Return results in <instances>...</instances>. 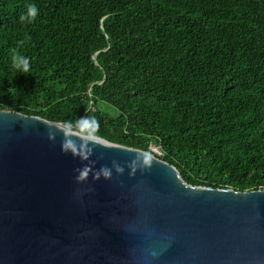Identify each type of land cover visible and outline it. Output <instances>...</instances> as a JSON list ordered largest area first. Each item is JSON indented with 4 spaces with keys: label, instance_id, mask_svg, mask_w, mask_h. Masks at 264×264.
I'll use <instances>...</instances> for the list:
<instances>
[{
    "label": "trees",
    "instance_id": "trees-1",
    "mask_svg": "<svg viewBox=\"0 0 264 264\" xmlns=\"http://www.w3.org/2000/svg\"><path fill=\"white\" fill-rule=\"evenodd\" d=\"M0 110L264 190V0H0Z\"/></svg>",
    "mask_w": 264,
    "mask_h": 264
},
{
    "label": "water",
    "instance_id": "water-1",
    "mask_svg": "<svg viewBox=\"0 0 264 264\" xmlns=\"http://www.w3.org/2000/svg\"><path fill=\"white\" fill-rule=\"evenodd\" d=\"M81 122L0 110V264H264V190L191 186Z\"/></svg>",
    "mask_w": 264,
    "mask_h": 264
},
{
    "label": "clouds",
    "instance_id": "clouds-1",
    "mask_svg": "<svg viewBox=\"0 0 264 264\" xmlns=\"http://www.w3.org/2000/svg\"><path fill=\"white\" fill-rule=\"evenodd\" d=\"M37 16V8L35 5H29L27 9V13L21 17V20L35 19ZM13 65L15 68L22 70L27 73L29 71V63L27 59H21V56L13 50ZM105 176L109 175L107 171L104 173Z\"/></svg>",
    "mask_w": 264,
    "mask_h": 264
},
{
    "label": "rangeland",
    "instance_id": "rangeland-1",
    "mask_svg": "<svg viewBox=\"0 0 264 264\" xmlns=\"http://www.w3.org/2000/svg\"><path fill=\"white\" fill-rule=\"evenodd\" d=\"M99 107L100 108H103V109H108V106L107 105H104L102 103H99ZM150 149L155 151V148L153 146H151Z\"/></svg>",
    "mask_w": 264,
    "mask_h": 264
},
{
    "label": "built area",
    "instance_id": "built-area-1",
    "mask_svg": "<svg viewBox=\"0 0 264 264\" xmlns=\"http://www.w3.org/2000/svg\"><path fill=\"white\" fill-rule=\"evenodd\" d=\"M155 148V151L154 150H151L153 153H155V154H159V151L157 150V148L156 147H154Z\"/></svg>",
    "mask_w": 264,
    "mask_h": 264
}]
</instances>
